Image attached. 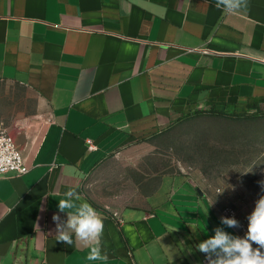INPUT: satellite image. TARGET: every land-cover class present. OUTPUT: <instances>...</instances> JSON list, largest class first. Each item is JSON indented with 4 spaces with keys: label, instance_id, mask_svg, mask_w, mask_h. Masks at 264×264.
<instances>
[{
    "label": "crops",
    "instance_id": "obj_1",
    "mask_svg": "<svg viewBox=\"0 0 264 264\" xmlns=\"http://www.w3.org/2000/svg\"><path fill=\"white\" fill-rule=\"evenodd\" d=\"M0 82L48 106L41 130L0 114L30 170L0 177V264H202L221 223L190 173L150 174L137 201L103 208L86 178L123 148L189 114L264 113V0H0ZM74 189L101 215L102 254L57 241L58 201Z\"/></svg>",
    "mask_w": 264,
    "mask_h": 264
},
{
    "label": "rangeland",
    "instance_id": "obj_2",
    "mask_svg": "<svg viewBox=\"0 0 264 264\" xmlns=\"http://www.w3.org/2000/svg\"><path fill=\"white\" fill-rule=\"evenodd\" d=\"M2 113L27 118L39 130L50 117L48 106L25 87L5 82H0ZM154 173H190L220 217L248 228L247 217L264 196V113L189 114L108 157L86 178L84 189L99 206L120 210L138 200L143 178Z\"/></svg>",
    "mask_w": 264,
    "mask_h": 264
},
{
    "label": "clouds",
    "instance_id": "obj_3",
    "mask_svg": "<svg viewBox=\"0 0 264 264\" xmlns=\"http://www.w3.org/2000/svg\"><path fill=\"white\" fill-rule=\"evenodd\" d=\"M216 7L228 13H237L248 7V0H216ZM264 187V182H261ZM65 199L58 201L60 212L67 213V220L54 214L57 241L73 244V235L80 244L89 249L86 257L89 261L107 260L102 254L101 238L104 223L101 215L88 202H80V195L71 189ZM248 228L244 237H239L217 227L214 235L196 245V249L205 254L208 264H264V196L255 204L247 217ZM221 223L229 228H238L235 218L221 217ZM253 244L257 245L256 248Z\"/></svg>",
    "mask_w": 264,
    "mask_h": 264
},
{
    "label": "built area",
    "instance_id": "obj_4",
    "mask_svg": "<svg viewBox=\"0 0 264 264\" xmlns=\"http://www.w3.org/2000/svg\"><path fill=\"white\" fill-rule=\"evenodd\" d=\"M29 170L30 165L26 160L23 149L19 147L16 139L9 134L4 121H0V177L10 171L22 175ZM240 228H242V232L237 231L243 237L242 233H245L247 228L244 225H240ZM202 264H208L205 254L202 258Z\"/></svg>",
    "mask_w": 264,
    "mask_h": 264
},
{
    "label": "trees",
    "instance_id": "obj_5",
    "mask_svg": "<svg viewBox=\"0 0 264 264\" xmlns=\"http://www.w3.org/2000/svg\"><path fill=\"white\" fill-rule=\"evenodd\" d=\"M196 113H198V114L212 113V114L221 115V116H228V113L223 112V111H219V110L197 111ZM187 116H188V115H187ZM187 116H186V117H187Z\"/></svg>",
    "mask_w": 264,
    "mask_h": 264
}]
</instances>
